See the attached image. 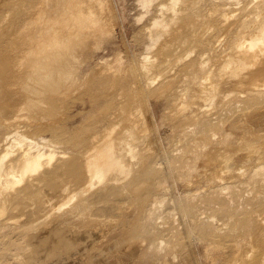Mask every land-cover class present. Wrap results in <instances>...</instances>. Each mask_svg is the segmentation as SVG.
Instances as JSON below:
<instances>
[{
  "label": "bare ground",
  "instance_id": "obj_1",
  "mask_svg": "<svg viewBox=\"0 0 264 264\" xmlns=\"http://www.w3.org/2000/svg\"><path fill=\"white\" fill-rule=\"evenodd\" d=\"M0 264H264V0H0Z\"/></svg>",
  "mask_w": 264,
  "mask_h": 264
},
{
  "label": "rangeland",
  "instance_id": "obj_2",
  "mask_svg": "<svg viewBox=\"0 0 264 264\" xmlns=\"http://www.w3.org/2000/svg\"><path fill=\"white\" fill-rule=\"evenodd\" d=\"M122 1V0H121ZM124 2H125V4L128 2V0H124ZM126 23H127V25H129L130 24V19H127L126 20ZM121 30V29H120ZM159 119L161 120V118L159 117Z\"/></svg>",
  "mask_w": 264,
  "mask_h": 264
}]
</instances>
